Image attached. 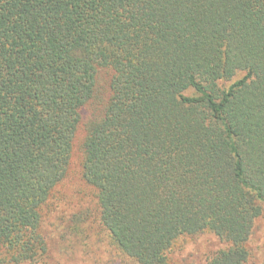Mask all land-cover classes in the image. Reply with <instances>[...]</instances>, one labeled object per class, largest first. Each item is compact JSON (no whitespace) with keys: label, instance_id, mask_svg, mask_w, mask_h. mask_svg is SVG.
<instances>
[{"label":"trees","instance_id":"16d2710c","mask_svg":"<svg viewBox=\"0 0 264 264\" xmlns=\"http://www.w3.org/2000/svg\"><path fill=\"white\" fill-rule=\"evenodd\" d=\"M263 210L264 0H0V264H247Z\"/></svg>","mask_w":264,"mask_h":264},{"label":"rangeland","instance_id":"374dc122","mask_svg":"<svg viewBox=\"0 0 264 264\" xmlns=\"http://www.w3.org/2000/svg\"><path fill=\"white\" fill-rule=\"evenodd\" d=\"M235 78L228 82H222V87H227L232 84ZM108 81L109 74L106 72H100L99 74V87L101 93L106 97L107 89H108ZM188 95H195L194 90H188ZM86 131L83 127L79 129L77 135L74 140V148H73V160L71 165V173L68 179L62 186H59L55 191L54 201H59L58 206L56 208L57 211L55 214L62 215L61 209H67L70 207L71 213L78 212L79 210L85 209L84 207V198L85 200L88 198V194L90 193V189L83 183L81 180V172L80 165L82 164V160L84 157L83 152V142L85 140ZM82 182H81V181ZM53 201V202H54ZM59 209V210H58ZM61 216L55 217L59 222ZM67 238H70L67 236ZM222 244L219 239H217L211 233H203L194 238H185L181 239L177 246V251L174 254V262L178 264L190 263L193 262L195 264H205L206 257L211 253V251L215 249L221 248ZM248 250L250 252V258L247 264H264V210L262 216H260L255 221V225L253 227V233L247 243ZM62 248V245L59 247ZM73 249H68L66 246L63 247L62 251H58L60 254V259L62 264H71L70 259L68 258L67 253H72ZM64 251V254H63ZM84 255V254H83ZM88 256V255H86ZM90 256V261L86 259L82 254H79L76 257L73 264H131L125 260V262L118 257V254L115 252H111V254L106 257L105 255L101 259V262L94 263L91 261H95V257L93 255ZM118 257V258H116Z\"/></svg>","mask_w":264,"mask_h":264}]
</instances>
